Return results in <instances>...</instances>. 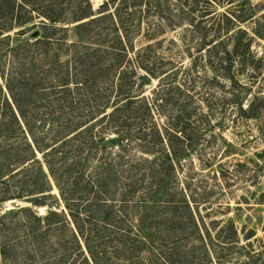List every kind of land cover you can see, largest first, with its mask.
Listing matches in <instances>:
<instances>
[{
    "label": "rangeland",
    "instance_id": "1",
    "mask_svg": "<svg viewBox=\"0 0 264 264\" xmlns=\"http://www.w3.org/2000/svg\"><path fill=\"white\" fill-rule=\"evenodd\" d=\"M15 1L0 64L27 79L7 143L55 176L29 160L2 177L0 264H264V0Z\"/></svg>",
    "mask_w": 264,
    "mask_h": 264
},
{
    "label": "trees",
    "instance_id": "2",
    "mask_svg": "<svg viewBox=\"0 0 264 264\" xmlns=\"http://www.w3.org/2000/svg\"><path fill=\"white\" fill-rule=\"evenodd\" d=\"M20 4L17 3L15 0L14 2H12V10H15ZM88 15H80L78 17H76L74 19V21L77 20H81L84 17H87ZM49 24H45L44 23V30H43V36L46 37L48 34H50V30L55 31L56 30V26H54V24L56 23V19H52L49 18ZM85 22H81L79 23L77 26L83 25ZM2 34V32H0V35ZM2 40L0 39V42ZM37 43V42H35ZM16 58V62H17V66L15 67H11V69H8L7 71L5 70V68L0 64V184H5V179H3L2 177L6 174H8L7 172H12L15 168L17 169L15 172H18L22 169H27L29 167L26 168V164L29 160H32L30 163L35 162L38 167L37 169L42 173L43 177L45 178V180L48 182V174L49 175H54V169L52 167V165L49 164V159L47 158L46 154L47 152H44L42 154V156L44 157V162L47 165L48 168V174L43 170L41 161L39 159L36 158L35 155V149L36 148L32 143L28 142L25 144V147L30 149V154L29 155H22L21 153H19L18 146H14L11 144L7 143V138L9 135L11 134H17V130L19 132H21V125H20V120L19 117L23 115V110L20 104V90L22 87L23 82L27 79V75L25 74V63L24 61H22L21 59L18 58V56L15 57ZM227 79L230 80L231 82V90L233 92V97L236 99V97H245L246 94H244L243 96H239V92H236L237 90L235 89V86H240V87H244V89L247 87L245 85H243L242 83L239 82V80L237 79V77L233 74H226L224 75ZM141 78V77H140ZM4 88L6 89V91H4ZM236 93V94H235ZM9 96V97H8ZM9 98V99H8ZM129 98V97H128ZM256 100V98H254ZM255 100H250L249 103L246 106V109L243 108L242 102L241 100L238 102L237 106H239V109L243 112L246 113L245 111H250L252 110ZM99 110H102V116H100L99 118H104L106 116L109 115V117H113V113L115 114L118 109H116L117 107H114L112 109L111 112L109 113H105V108H107V105H104L102 107H98ZM115 111V112H114ZM253 114V113H252ZM6 117L10 118V120H6ZM112 139V138H111ZM115 145L117 143H119L122 140V137H115ZM34 141V140H33ZM65 140L61 141L60 143L63 144ZM110 139L107 140H103V139H98L97 141H95V143L97 144H107L110 143L109 142ZM36 142V141H34ZM59 143V144H60ZM56 144L55 146L59 145ZM111 144V143H110ZM60 147L57 146L55 148ZM52 149V148H51ZM50 149V150H51ZM25 164V165H24ZM37 204H41L42 201H37ZM186 207L189 208V204L187 203V201L185 202ZM23 211H27V207H20L18 209H16V211H14L15 213L18 212V210H22ZM29 210V209H28ZM33 218H35L36 220L40 219V216L37 215L36 213H32ZM55 216H58L59 218H57V220H53V218ZM47 218H51L50 223H48L49 225L52 223H55L56 225L61 223V225H64L66 223V219L62 218L64 217V215L61 212H57V211H49L46 214ZM190 217H192V215H190ZM82 231L79 229V233ZM31 233H35V231L31 230ZM89 248V245H88ZM91 248H89L90 250ZM95 251H91V255L93 260L95 261V264H98L96 258L97 256L94 255Z\"/></svg>",
    "mask_w": 264,
    "mask_h": 264
},
{
    "label": "water",
    "instance_id": "3",
    "mask_svg": "<svg viewBox=\"0 0 264 264\" xmlns=\"http://www.w3.org/2000/svg\"><path fill=\"white\" fill-rule=\"evenodd\" d=\"M37 34H38V31H35L33 34H32V36H37ZM142 80L144 81V83H149V80L146 78V77H144V76H142ZM110 143L111 144H115V140L112 138V139H110Z\"/></svg>",
    "mask_w": 264,
    "mask_h": 264
}]
</instances>
